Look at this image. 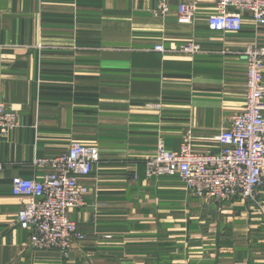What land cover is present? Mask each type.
Listing matches in <instances>:
<instances>
[{
	"label": "crops",
	"instance_id": "0c3cea01",
	"mask_svg": "<svg viewBox=\"0 0 264 264\" xmlns=\"http://www.w3.org/2000/svg\"><path fill=\"white\" fill-rule=\"evenodd\" d=\"M158 0H0V104L19 126L0 134V264H264V215L245 201L196 197L178 177L148 178L145 160L162 141L195 149L245 104L246 41L264 26L208 31L207 10L179 23ZM197 40L196 55L163 53ZM39 44L43 48H39ZM79 140L100 161L82 181L85 204L70 216L85 234L70 254L36 250L17 214L14 177L40 178L36 160Z\"/></svg>",
	"mask_w": 264,
	"mask_h": 264
},
{
	"label": "built area",
	"instance_id": "2783aa9c",
	"mask_svg": "<svg viewBox=\"0 0 264 264\" xmlns=\"http://www.w3.org/2000/svg\"><path fill=\"white\" fill-rule=\"evenodd\" d=\"M203 7L208 11L211 33L238 34L247 20L256 31L264 26V0H179L178 22L194 23ZM171 10L170 0H158L154 13L165 16ZM154 49L196 55L204 47L191 40L170 49L158 43ZM242 53L246 62L245 104L232 116L228 128L215 136L219 149L196 150L190 129L178 149L158 143L145 160L146 175L153 179L178 177L196 197L218 204L242 200L264 215V46L256 34L246 41ZM18 126V114L1 103L0 134ZM100 158L99 146L74 140L59 154L36 160L35 165L46 170L40 178H13V195L26 199L17 220L21 228L30 231L34 249L60 250L69 255L74 242L85 238L70 212L85 204L89 186L82 179L92 173Z\"/></svg>",
	"mask_w": 264,
	"mask_h": 264
},
{
	"label": "rangeland",
	"instance_id": "374dc122",
	"mask_svg": "<svg viewBox=\"0 0 264 264\" xmlns=\"http://www.w3.org/2000/svg\"><path fill=\"white\" fill-rule=\"evenodd\" d=\"M188 130H190V129H188ZM188 130H187V131H188ZM187 131L185 132V134L187 133ZM184 136H185V135H184ZM59 251H60V250H59ZM60 252H62V251H60ZM63 253H64V252H63ZM64 254H65V253H64ZM69 254H70V253H69ZM65 256L68 257V255H66V254H65Z\"/></svg>",
	"mask_w": 264,
	"mask_h": 264
}]
</instances>
